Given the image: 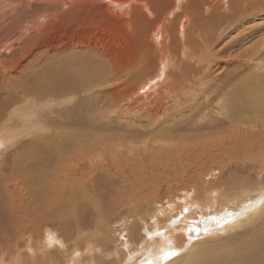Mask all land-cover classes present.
Listing matches in <instances>:
<instances>
[{"label": "bare ground", "instance_id": "bare-ground-1", "mask_svg": "<svg viewBox=\"0 0 264 264\" xmlns=\"http://www.w3.org/2000/svg\"><path fill=\"white\" fill-rule=\"evenodd\" d=\"M70 1L50 2L63 7ZM182 1L166 0L170 6L166 14ZM237 1L230 0V5L225 0L223 8H235L237 12L236 6L231 7ZM101 3L120 9L122 16L135 9L152 23L149 59L117 65L111 68L110 78L103 72L106 65L99 62L103 60L98 61L87 48L76 50L72 49L74 45H67L26 51L22 45L9 44L13 30L36 15L28 12L26 3L15 16L2 15L1 21H6L0 26V122L13 120L15 125L25 126L24 136H35L20 141L0 157V264L51 262L48 250L60 247V242L53 232L45 233L43 227L55 223L81 234L79 230L87 229L88 221H95L98 212L122 201L120 196L125 192L141 187V169L151 170L156 156H175L187 170L197 160L227 159L225 169L231 173H243L251 169L257 158L264 159V95L259 97L264 92L256 95V84L264 82V74L259 75L251 66H237L241 65L239 60L249 62L254 58V66L262 61L254 53L264 49V38L256 43L253 52L224 59L229 55L226 48L231 49L236 43L232 39L228 46L215 50L219 36L224 37L218 32L227 24L223 19L222 28L219 27L218 0H196L194 16L199 19L194 17L190 24L192 33L186 35L184 20L188 16L179 18L174 31L168 26L167 33L162 24L165 16L157 18L149 0ZM29 5L31 10L36 7ZM234 11L227 15L232 20L229 24H235L230 26L233 30L240 21ZM251 29L236 33L243 40L254 35ZM168 65L171 70L166 73ZM196 65L201 67L195 68ZM243 71L251 74L242 75ZM128 79L136 82L131 91L123 93ZM169 80L173 83L166 82ZM172 88L178 93L171 100L164 101V94L153 99L160 90L172 96ZM138 94L144 98L135 97ZM62 102L68 104L58 106ZM43 108L48 111L42 112ZM126 109L132 115L128 116ZM108 113L117 115L114 118ZM224 124L229 128L219 134L218 125ZM6 137V133L0 134V151ZM143 138L146 140L141 141ZM233 180H237L235 176ZM263 193L248 192L236 200L225 199L219 207L186 205L182 199L178 216L167 218L165 223L157 217L169 213L157 210L144 234L139 235L133 225L130 227L129 239L135 242L124 246L125 250L132 248L119 256V263L264 264ZM236 225L246 228L231 240L198 245ZM22 248L30 249L33 256L20 252ZM116 256L114 252L113 258H103L96 264H119Z\"/></svg>", "mask_w": 264, "mask_h": 264}, {"label": "rangeland", "instance_id": "rangeland-1", "mask_svg": "<svg viewBox=\"0 0 264 264\" xmlns=\"http://www.w3.org/2000/svg\"><path fill=\"white\" fill-rule=\"evenodd\" d=\"M50 1L0 0V26H2L6 21V19L4 22L1 21L2 15L9 13L8 17L15 16L16 11L23 6V3H26V9L28 12L36 14L34 18H28L26 20V24L29 23L28 25L21 23L19 27H16L15 30H13V39L9 42V44L22 45L25 48L23 49L26 51L34 47H64L67 45H74L72 49L76 50L87 48L89 52H94L96 54L98 61L99 59L103 60V62H99L106 65L105 71L103 72L108 78L111 77V68H115L117 65L123 66L125 65V62H131L135 59L137 61H139V59L143 60L150 56L149 29L152 28V23L150 22L151 20L148 22V20L139 11L131 9V12L122 16L123 13L120 9H118V11L117 8L112 7L109 4L106 5L101 3V0H71L63 7ZM149 1L152 2V7L154 6V12H157H155V16L157 15V18L165 16V22L162 24L164 28L166 27L165 31L167 33L169 32L167 27L170 26V29L174 31L177 27L178 20H180L179 18L183 16H188L184 20V35L192 33L190 32V24L192 23L194 17H196L194 16L196 0H183L180 2L179 6L176 7L175 10L173 9L168 15L166 13L169 11L170 6L167 2H165L166 0H157L156 3L154 2L156 0ZM226 1L228 4L231 3L230 0ZM239 1H237V4L231 6L237 7L236 12L234 7L235 11L228 6L223 8V6L227 3L225 0H218V7L220 8H218L219 27L221 26L220 28H222V24L224 23L222 21L223 19L227 22V24L224 23L225 25L223 29L220 30V33L218 32V35L224 34V37L219 36L220 41L219 43H216L215 50H218V48L223 49L224 47L222 45L225 44L228 46V44L232 42V39L235 41L234 43H236L231 46V49L229 47L226 48V54L229 53V55H227L224 59L232 58L240 54L246 55L247 53L249 54L250 52H253V48H255L256 43L260 39L264 38V0H241L240 4ZM223 2L225 3L223 4ZM29 3H32V5L36 7L31 10ZM241 3H243V7H241ZM13 7L14 9H12ZM238 7L241 8L239 10L242 11V16H240L241 11L238 10ZM46 9L48 10L46 11ZM231 10L237 13L239 16L238 21L240 20L238 23L242 24L238 25V23H236L238 27L237 25L235 26V31L230 27L235 24L230 25L229 23H231L232 20L230 19V21L227 17V15L229 16ZM45 12H48L47 16L45 15ZM205 15L207 17L208 12H206ZM245 15L247 17H245ZM196 18L199 19V16ZM250 27L252 28L250 31L254 32V35L250 34L242 40V37L239 34H242ZM237 30H241L238 32L239 34L236 33ZM7 33L8 30L5 32V35ZM17 37L20 38L19 41H17ZM77 45H79L78 48H76ZM24 50H22L23 53H25ZM262 52H264V49L254 53L255 55L257 54L259 59H262L257 66H254L253 64V61H255L254 58H252L249 62H242V60H239L238 62L241 63V65L237 66H240L243 69L251 66L252 68H250L254 70L256 69L255 71L259 75L264 74V55ZM8 57L9 55H7V58ZM184 62L189 63L190 65L193 64L185 59ZM15 64L17 65V63ZM198 67H201V65H196L195 68ZM170 70V66L168 65L166 73ZM141 71H143V68ZM188 71L186 73H188V75L191 74V72ZM246 74H251V72L243 71L242 75ZM237 78H239V75H237ZM134 80L128 79L130 82L126 83L125 89L122 90L123 93L132 90V87L135 84L134 82H136V80ZM183 80L184 81H182V83L187 85L185 82L186 79ZM166 82L173 83L171 80ZM209 83H206V85ZM113 85L114 83L111 84V86ZM256 86V95L264 92V82H258ZM96 90L101 91V89ZM170 91L172 96L165 94L163 90H160V94H155L153 99H160L163 94V97L166 98L164 101H167V99L169 100L170 98L172 99V97H176L175 95L178 93V89L172 88ZM173 92H175V94H173ZM262 95L264 94L259 95V97ZM249 96L250 95H248V97ZM135 97L144 98L142 94H138ZM135 97H133V99H135ZM189 99L193 101L192 97ZM130 101L131 99H128L127 103H130ZM142 102H145L144 99H142ZM147 103L148 102L145 104ZM67 104V102H62L58 106H65ZM170 104L176 108L178 107L175 103ZM42 110V112L48 111L46 108H43ZM218 112H220V110H218ZM252 112L249 113L250 117H252ZM126 113H129L127 114L128 116L132 115V113L127 109ZM107 115L115 118L117 114L108 113ZM22 127L25 126L21 124L15 125L13 120L10 122H0V132L7 134V137L1 144L3 150H1L2 153H0V157L7 155L9 151L18 145L20 141H27L35 136V134H32V136H24V130ZM228 128L229 126L227 124H224L223 126L218 125V129L220 131L219 134L227 131ZM180 138H182V136ZM140 140L145 141L146 138ZM140 144L142 145L143 143L140 142ZM155 158L156 161L151 162L153 165L151 170L149 169L144 171L141 169V187L125 192L123 196H120L122 197V201H120V199L118 200V203H112L108 207L104 208L103 211L98 212L95 221H88L89 226L86 227L87 229L84 228L79 230L82 232L81 234H76L77 230L74 229H63L55 223L45 225L43 227V229H45V233L46 231L48 233L53 232L55 237L58 238L60 242V247H54L48 250L51 254L52 261H48L47 264H96L101 262L103 258L111 256L113 258L114 252H117L115 260L119 263V256L121 254H126V252L132 248L131 247L130 249L125 250L124 246L131 242V244H134L135 242V239H131V241L129 239V234L131 233H128V231H130V227L133 225L132 227L136 228L139 235L141 233L144 234L145 231L143 232V230L147 229L152 224V221L150 222V217H153L157 210H164L169 213L166 214V216L162 215L157 217L158 221L165 223L167 218H174L178 216V212L181 209L180 200L182 199H185L186 205L196 203V205H200V207H206L210 204H216L219 207V205L226 200L230 198L232 200H236L237 197L243 195L244 193L249 192L251 194H257L264 191L263 158H257L253 162L251 169L246 170L243 173H231L230 171H227L225 169L228 165V162H226L227 159L220 158V160H218V158L211 159V161H206L205 159L197 160L190 165V170H187L186 165L177 160L175 156H166L164 159L159 156H156ZM234 176L237 180H233ZM239 177L240 179H238ZM243 177L245 178L244 180H242ZM241 181H243V184H247L243 185ZM142 186L146 188H143ZM134 207L136 209H133ZM169 207L173 209L171 210ZM141 228L142 230H140ZM233 228L231 227L225 229L216 234L217 236L214 235L211 238L203 239L201 240L202 243L200 241L198 242V245H214L217 243L227 242L231 240L233 236L239 235V233L241 234L246 226L242 225L239 227V225H236L233 226ZM24 251L26 253L25 255L29 258L31 255L33 256V252H30V249L29 251H26L22 248L20 252Z\"/></svg>", "mask_w": 264, "mask_h": 264}, {"label": "snow or ice", "instance_id": "snow-or-ice-1", "mask_svg": "<svg viewBox=\"0 0 264 264\" xmlns=\"http://www.w3.org/2000/svg\"><path fill=\"white\" fill-rule=\"evenodd\" d=\"M170 255H175V253H171ZM167 258V257H166Z\"/></svg>", "mask_w": 264, "mask_h": 264}]
</instances>
